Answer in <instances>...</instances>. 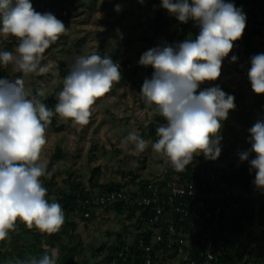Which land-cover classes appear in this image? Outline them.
I'll list each match as a JSON object with an SVG mask.
<instances>
[{
	"label": "clouds",
	"instance_id": "1",
	"mask_svg": "<svg viewBox=\"0 0 264 264\" xmlns=\"http://www.w3.org/2000/svg\"><path fill=\"white\" fill-rule=\"evenodd\" d=\"M142 2V0H141ZM161 7L181 23L192 20L199 33L176 44L167 43L145 51L139 64L151 66L140 93L145 104L166 123L156 129L158 139L151 144L166 164L182 172L194 157L216 160L222 152L221 130L234 110L235 96L218 85L200 90L206 82L217 81L222 65L242 38L246 14L225 0H161ZM121 4L115 10L120 12ZM68 28L51 12H37L31 0H0V34L14 37L12 51L0 50V68L12 65L21 75L14 80L0 77V241L17 231V222L40 233H58L64 222L62 206L41 177L48 175V160L43 155L46 129L52 117L85 126L90 122L97 98L109 93L122 79L119 63L96 53L79 55L63 78L54 111L42 102L43 89L35 95L25 87V78L49 71L42 65L44 54ZM236 56L231 57L235 62ZM247 76L252 91L264 94V53L250 57ZM250 149L239 153L247 161L253 184L264 192V119L250 129ZM133 146V154L143 153L149 142L136 131L121 141ZM254 154L253 158L249 156ZM59 256L50 249L42 256H29L16 264H58ZM11 264V262H9Z\"/></svg>",
	"mask_w": 264,
	"mask_h": 264
},
{
	"label": "rangeland",
	"instance_id": "2",
	"mask_svg": "<svg viewBox=\"0 0 264 264\" xmlns=\"http://www.w3.org/2000/svg\"><path fill=\"white\" fill-rule=\"evenodd\" d=\"M46 2V0H31L37 12H51L65 24L68 31L61 35L44 54L41 63L50 64L49 71L25 78L26 89L31 93V87L36 86L39 90L45 91V96L57 95L62 90L63 78L69 73L75 58L92 53L102 57L108 56L111 59L117 57L113 61L119 63L122 79L114 83L109 93L97 98L87 125L83 127L73 125L71 121L65 122L58 115H54L55 123L48 125L46 129L47 143L43 155L49 162L54 148L58 146L62 158L55 161V168L48 172L45 180H41L43 186L55 195L66 193L70 181L73 180L86 187L95 167L99 168L98 183H117L120 187L134 184L133 174L143 177L156 173L161 156L151 148V144L156 141L154 136L156 133L152 134L150 129L152 124L159 122L160 126L165 124L166 120L162 116L161 120H157L156 117L160 115L155 112L154 107L149 108L141 96L142 84L145 78H151L153 70L149 66H141L139 59L147 49L165 43L174 46L186 40L189 35L194 39L198 35L196 30H199V27L193 22L190 28L183 30L184 23L176 19L166 33L169 40L153 39L151 44H147L141 38L149 34V21L154 17L156 9L162 8L161 0H142V2L141 0H72V3L66 6L68 11L66 14L46 10ZM225 2H231L237 8H242L244 13L249 7V3L237 6L232 0ZM117 4L122 6L120 12L115 10ZM162 10L170 18H176L169 15L167 10L163 8ZM259 18H262L261 15ZM17 43L14 37L0 34V50L12 51ZM241 46L245 50L241 62L238 58L235 62L231 61V57L236 56V51L233 49L223 62L220 78L200 86V90H203L218 85L226 93L235 96L236 107L230 111L221 130L223 137L221 146L232 148L233 144L236 153L240 152L244 141L250 138L249 129L258 120L264 119V112L255 104L258 95L252 91L247 76L251 66L250 57L264 53V26L252 38L249 45L242 42ZM62 63L67 64L65 68ZM122 63H125V67ZM136 66L138 70L134 75L131 72ZM226 70L229 73H226ZM0 74L1 77L10 80L21 75L13 70L12 65L0 68ZM132 131H136L149 142V147L143 153L133 154L132 145L121 146L123 138ZM52 175L50 184L48 180ZM97 225L100 233L104 232L106 227L107 236L111 237L116 236L117 230L126 229V224L118 212L112 211L108 212L107 218H101ZM127 228L129 229V226ZM85 230L87 231V228ZM92 244L95 242H89L87 249ZM261 262L264 264V258Z\"/></svg>",
	"mask_w": 264,
	"mask_h": 264
},
{
	"label": "built area",
	"instance_id": "3",
	"mask_svg": "<svg viewBox=\"0 0 264 264\" xmlns=\"http://www.w3.org/2000/svg\"><path fill=\"white\" fill-rule=\"evenodd\" d=\"M237 154L227 146L214 161L194 157L186 166L190 169L182 172L160 158L156 173L134 178L132 185L106 191L87 188L77 202L83 219L100 209L116 212L120 204L121 219L135 228L116 236L114 252L103 250L101 257L107 256L109 264H213V246L223 248L213 236L220 224L231 225L240 212L242 189L228 184L229 174L240 165ZM149 233L147 242L143 237Z\"/></svg>",
	"mask_w": 264,
	"mask_h": 264
},
{
	"label": "trees",
	"instance_id": "4",
	"mask_svg": "<svg viewBox=\"0 0 264 264\" xmlns=\"http://www.w3.org/2000/svg\"><path fill=\"white\" fill-rule=\"evenodd\" d=\"M47 4L45 5V9L48 11H56L57 13H61L62 10L65 11V14L68 12L66 10V6L71 4L72 0H46ZM237 6L244 5L245 3H249V7L246 9V28L243 33V36L238 41L234 42L233 49L236 51V57L238 61L241 62L245 56V50L241 46L242 42L245 45H249L252 38L257 35L262 26H264V0H232ZM261 15L262 18H259ZM176 21L175 19L170 18L167 14L162 10V8H157L155 11V15L149 21V34L147 36H143L141 39L147 44H151L153 39H164L169 40L170 38L166 36L168 29L172 22ZM193 24V21L190 20L187 23L182 25L183 30L186 28H190ZM199 33V30H196ZM127 42V40H125ZM148 50V49H147ZM117 57H112V60H116ZM73 62V61H72ZM66 63H62L63 68L66 67ZM123 67H125V63H122ZM151 67V66H149ZM61 68V70H63ZM153 70V68L151 67ZM121 70V69H120ZM138 70V66L132 68V72L134 75ZM226 73H229L226 70ZM1 77V74H0ZM38 87L32 86L31 93L35 95L38 91ZM264 95H258L256 99V106L261 107V111L264 112ZM262 98L261 102L260 99ZM42 102H44L48 108L54 109L55 104L57 103V95L53 96H44L40 97ZM157 120H161L162 117H156ZM55 123L54 116L52 117L51 124ZM159 122L156 124H152L150 132L152 134L156 133V129L159 127ZM156 135V134H155ZM154 135V136H155ZM251 145L249 143V138L244 141L243 146L240 152L250 149ZM224 150V148H222ZM232 149H235V146L232 144ZM237 157H239V153ZM253 154L249 156V159L253 158ZM62 158L61 149L56 146L54 148L53 154L51 155V160L48 162V172L55 168V161ZM240 165L238 168L231 171L229 186L238 185L242 189V194L239 196L241 200V207L238 217H236L231 225L220 224V228L216 231L213 236L214 241H222L223 248L215 249L214 252L216 254V260L213 264H262L261 260L264 258V192L255 188L253 184L254 173H250L249 164L247 161L241 162L239 159ZM187 170L190 167H186ZM99 168L96 167L93 169L91 176L89 178V188L98 187L101 191H106L112 188L120 187L119 184L115 183H98L99 177ZM54 175V174H53ZM53 175L48 180V183L51 184ZM132 177V176H131ZM139 177L136 174H133V178ZM228 177V175H227ZM41 180H45L46 176L41 177ZM48 184V185H50ZM91 186V187H90ZM86 188L83 187V184L80 182H76L75 180L70 181L68 191L61 192L59 195H55L54 193L48 190V198L55 197L57 202L62 206L65 214L71 212H79L78 208V200L82 198L85 194H87ZM121 205L118 204L116 206V212L120 211ZM118 207V208H117ZM120 208V209H119ZM119 209V210H118ZM256 209V213H255ZM81 215V214H80ZM83 218V216L81 215ZM255 221V222H254ZM256 223V224H254ZM258 226V227H257ZM262 226V228H261ZM64 225L62 226V228ZM260 227V228H259ZM61 228V229H62ZM145 236V235H142ZM59 233L50 235V239L53 243H55L56 247L59 248V260L60 264H78L76 263L77 252L71 251H63L60 244H57L59 241ZM147 242H149L150 233L143 237ZM57 242V243H56ZM196 246L201 247L202 245L199 242H196ZM109 251V253L114 252L115 248L111 245L106 246L105 244L94 248L92 250V256L99 254L101 251ZM3 257L0 253V264L3 263ZM39 257V256H36ZM195 259V257H193ZM87 264V263H84ZM100 264H109L107 262V256H104L100 261ZM138 264V262H136ZM182 264H188L183 262Z\"/></svg>",
	"mask_w": 264,
	"mask_h": 264
},
{
	"label": "crops",
	"instance_id": "5",
	"mask_svg": "<svg viewBox=\"0 0 264 264\" xmlns=\"http://www.w3.org/2000/svg\"><path fill=\"white\" fill-rule=\"evenodd\" d=\"M88 186L89 183L85 188H89ZM110 211L112 210H96L90 219H83L80 213L76 211L68 214L64 213V227L58 232L60 237L58 243L56 242L62 247L60 252H71L75 250L78 257L76 258V263L78 264H100L103 257H101L100 253L92 256V250L103 244L109 246L113 243L114 238L120 233L126 231L127 234L135 229L132 225L129 226V231H127L129 224H126V229H121L120 231L117 230V233L115 234L116 236L114 237L107 236L106 227H104L105 231L100 233L97 229V223L101 218H107V214ZM85 224L87 231L85 230L86 228L84 229ZM89 242H95V244H92L91 247H88L87 249ZM50 249H54L59 256V248H57L55 243L52 242L50 235L40 233L35 228L29 230L19 221L17 222V231L10 232L9 237L6 240L0 241V253L4 256L3 262H6V264H9V262H11V264H16L17 260H25L29 256H42ZM87 251H89L90 255H87Z\"/></svg>",
	"mask_w": 264,
	"mask_h": 264
},
{
	"label": "water",
	"instance_id": "6",
	"mask_svg": "<svg viewBox=\"0 0 264 264\" xmlns=\"http://www.w3.org/2000/svg\"><path fill=\"white\" fill-rule=\"evenodd\" d=\"M192 252H193V248H190V250H189V257H191Z\"/></svg>",
	"mask_w": 264,
	"mask_h": 264
}]
</instances>
